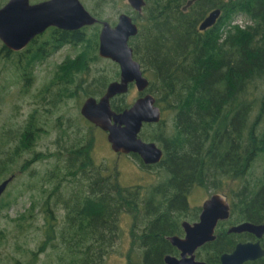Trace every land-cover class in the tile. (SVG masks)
Listing matches in <instances>:
<instances>
[{
	"label": "trees",
	"instance_id": "16d2710c",
	"mask_svg": "<svg viewBox=\"0 0 264 264\" xmlns=\"http://www.w3.org/2000/svg\"><path fill=\"white\" fill-rule=\"evenodd\" d=\"M112 1L100 0L99 16L112 4L118 9L127 5ZM186 3L146 0L143 11L135 12L139 31L130 39L150 79L147 90L162 109L161 120L145 123L140 133L163 148L162 159L149 164L131 152L142 167L155 172V181L123 183L117 163L99 162L95 129L101 128L82 114V127L67 124L65 139L62 133L56 140L62 137L58 148H38L48 134L46 114L69 97L103 94L120 75L116 68L113 76L94 74L91 64L102 58L96 29L75 31L83 48L55 67L36 92V105L2 141L0 174H14L12 182L19 172H30L44 196L40 206L35 202L29 208L38 206L45 213L44 237L38 249H29L30 264H37L49 247L55 253L50 264H107L124 213L131 221L127 264H166L165 255L177 250L169 235L183 232V219L199 217L202 205L191 206L189 200L197 186L228 196L231 215L220 223L264 222V0H195L184 9ZM217 7L216 22L200 29L202 19ZM238 14L250 21L232 23ZM30 56L35 60L46 54L35 50ZM13 66L22 89L29 91L36 65ZM129 93L114 97L113 107L129 106L134 101ZM58 119L56 125L63 128V119L71 118L59 114ZM20 159L17 173L12 168ZM37 161L42 167L34 165ZM5 192L0 214L13 202ZM25 218L22 213L17 220ZM239 235L220 233L199 248L198 257L222 264L221 254L243 239ZM244 264H264V255Z\"/></svg>",
	"mask_w": 264,
	"mask_h": 264
},
{
	"label": "water",
	"instance_id": "95a60500",
	"mask_svg": "<svg viewBox=\"0 0 264 264\" xmlns=\"http://www.w3.org/2000/svg\"><path fill=\"white\" fill-rule=\"evenodd\" d=\"M195 0H188L186 9ZM139 12L143 11L146 0H129ZM221 13V8L212 9L200 22L199 28L213 25ZM94 16L81 0H46L31 4L29 0H9L0 8V39L13 48H21L36 33L50 24L80 28L92 24ZM139 31L138 23L127 12L120 13L117 23L103 20L99 36V54L111 58L120 67V76L111 80L106 91L99 97L87 96L81 106V113L91 122L107 132L111 148L120 153H138L145 163L159 162L163 148L153 140L141 136L143 125L158 122L162 118L161 106L153 92L148 91L150 79L145 74L141 62L135 58L130 38ZM134 84L139 95L127 107L117 110L112 98L129 90ZM14 174L0 181V197L7 189ZM231 204L228 196L221 191L213 192L202 203L197 221L183 220L185 236L169 235L171 242L181 250L182 257L166 254L168 264H210L204 259L195 258V250L216 238L219 220L230 217ZM229 231H250L258 237L264 234V222L241 221L232 225ZM264 255L260 240L239 242L232 251L221 254L222 264H243L246 260Z\"/></svg>",
	"mask_w": 264,
	"mask_h": 264
},
{
	"label": "rangeland",
	"instance_id": "374dc122",
	"mask_svg": "<svg viewBox=\"0 0 264 264\" xmlns=\"http://www.w3.org/2000/svg\"><path fill=\"white\" fill-rule=\"evenodd\" d=\"M119 7L116 4L107 6L104 16L110 18L111 21L117 19ZM249 21L250 19L247 15L238 14L233 18L232 23L243 25ZM78 50L79 47L75 46L73 48L67 47L65 51L75 55L78 53ZM60 59L61 54L52 55L47 59L45 64L37 65L36 77L29 91L22 89L21 76L18 74L16 68L13 65H5V62L0 59V145L2 144V147L4 146L2 141L12 135L10 132L18 128L28 115V112L36 105V92L52 76L57 66L56 63ZM91 65L94 68V74L107 73L108 76H113L114 69H119V65L116 62L104 57L100 60H95ZM137 95L138 90L134 86L131 88L128 97L135 99ZM80 96L68 98L58 108L46 114L48 134H43L38 148H45L48 145L52 149L58 148L62 137L58 140L57 144L56 140L62 133L65 139L66 134L64 129H68L67 124L69 123L73 124V126L82 127L83 119L80 117L81 104L79 100H84L88 95ZM41 110L44 112L42 107ZM59 114H66L68 118H71L69 121L63 119L61 124L63 128L56 125L59 120ZM95 135L96 145L94 154L96 158L99 162L108 163V165L112 166L117 163L116 165L123 183L143 182L147 184L157 179L155 172L142 167L131 153L119 154L112 150L106 131L99 128L95 129ZM19 161V164H14L12 168L17 173L18 165L22 163L21 159ZM37 163L38 161L34 165H37L38 168L42 167L41 162ZM9 174H0V181ZM36 181L37 178L32 177L30 172H19L5 192L6 197L11 198L13 202L8 209L3 210L0 214L1 225L4 227V235L0 234V264H30L29 249H38L42 242L45 213L38 206L42 204L44 196L42 190L39 191L38 187H35V185L38 186V182L36 183ZM39 183L41 182L39 181ZM212 193V189L208 190L207 188L197 186L189 193L191 206L202 205L203 201ZM35 202L38 206L33 211L29 210ZM22 213L26 214V218L20 221L17 220L18 216ZM130 223V216L124 213L121 219V236L108 255L107 264L128 263L127 252L131 246ZM51 248L49 247L47 252L40 253V259L37 264H50L51 260L55 257V253Z\"/></svg>",
	"mask_w": 264,
	"mask_h": 264
},
{
	"label": "flooded vegetation",
	"instance_id": "af4514ba",
	"mask_svg": "<svg viewBox=\"0 0 264 264\" xmlns=\"http://www.w3.org/2000/svg\"><path fill=\"white\" fill-rule=\"evenodd\" d=\"M46 0H29V3L34 4V3H39V2H43ZM82 3L86 6V8L94 15L98 18V20L92 24H85L83 26H81L80 28L74 29V28H70V27H64L58 24H50L48 25L44 30H42L41 32L36 33L33 37H31L28 42L22 46L21 48H13L11 46H9L7 43H5L4 41H1V46H0V55H2L0 57V59H2V61L5 62V65H36L35 69H34V73H35V77H36V69H37V65H42L45 64L47 62V59L49 57H51L52 55H56V54H61V59L59 60L58 63H56V65H61V64H67V60L68 59H72L75 55L74 54H70L68 51H65L67 47H79L78 52L83 48V42H77L74 39V33L75 31L78 30H83L85 27V30H83L85 33L87 32V29L89 30V33L92 30H98V34L100 36V31L102 29L103 26V20H108L110 21V23L112 25H115L117 23L118 17L120 15V13L122 12H127L129 14L132 15L133 19L136 21L135 19V12H139L138 10H136L129 2V0H123L127 5L124 8L118 9V16L117 19H113L112 21L110 20V18H106L105 16H99L98 10L102 11V9L100 8V0H81ZM111 3H113L112 0H110ZM188 1V0H187ZM9 2V0H0V8L3 7L5 4H7ZM191 5V4H190ZM189 5V6H190ZM145 6V5H144ZM127 7V8H126ZM184 7V5H183ZM126 8V9H125ZM144 8V7H143ZM188 8V7H187ZM186 8V9H187ZM141 13V12H140ZM137 22V21H136ZM138 23V22H137ZM139 25V24H138ZM87 28V29H86ZM88 33V32H87ZM131 39V38H130ZM85 43V42H84ZM131 44V43H130ZM39 51V50H43L44 54H46V56L39 57L37 59H32V57L30 56V54L33 51ZM99 51V50H98ZM101 56V55H100ZM103 57V56H101ZM107 58V57H104ZM111 59V58H109ZM112 60V59H111ZM114 61V60H113ZM116 62V61H114ZM117 63V62H116ZM118 64V63H117ZM142 64V63H141ZM119 65V64H118ZM120 69V67H119ZM120 76V75H119ZM116 79V78H115ZM113 80V79H112ZM108 85V84H107ZM135 85L132 83L130 85V88L127 92L125 93H129L131 91V88L134 87ZM136 87V86H135ZM107 88V87H106ZM92 95V94H90ZM102 94L99 95H94V96H101ZM120 95V94H118ZM138 95H139V91H138ZM137 95V96H138ZM89 96V95H88ZM117 96V95H116ZM114 96V97H116ZM136 96V97H137ZM113 97V98H114ZM135 97V98H136ZM70 98V97H69ZM86 98V97H85ZM84 98V99H85ZM112 98V99H113ZM68 99V98H67ZM84 101V100H83ZM83 101L81 102V106L83 104ZM81 111V108H80ZM29 113V112H28ZM82 114V113H81ZM83 115V114H82ZM84 116V115H83ZM85 117V116H84ZM90 121V120H89ZM93 123V122H92ZM96 125V124H95ZM97 126V125H96ZM99 127V126H98ZM113 150V149H112ZM116 152V151H115ZM120 153V152H117ZM202 210V209H201ZM201 212V211H200ZM200 215V214H199ZM231 215V213H230ZM197 219H199V217L197 218V215L195 217V219L193 220H189L191 222L193 221H197ZM228 219V218H227ZM227 219H223V220H219L218 225L216 227V234L217 236L222 233L225 234V232L230 233V232H235L237 234H240L238 237H241L243 239H238V241L235 244L236 245L239 242H247V241H256V240H260L262 246L264 247V244L262 243V239H264V234L262 237H258L256 234H254L253 232L250 231H229V228L237 223L234 224H227V223H220L221 221L227 220ZM185 220V219H183ZM183 222V221H182ZM239 223V222H238ZM183 227V232H181L180 236H185V229L184 226L182 224ZM224 227L225 230H221V228ZM216 236V237H217ZM213 241V240H212ZM210 242V241H208ZM207 243V242H206ZM205 244V243H204ZM203 244V245H204ZM202 246V245H201ZM199 246L196 250H195V258L197 259H202L199 258L197 255V251L199 250V248L201 247ZM177 247V246H176ZM234 247V248H235ZM233 248V249H234ZM232 249V250H233ZM230 250V251H232ZM227 252V251H226ZM173 254L179 258L182 257L181 255V250L177 247L176 253H170ZM262 257V256H261ZM258 257V258H261ZM221 258V256H220ZM249 259L246 261H255L256 259ZM245 261V262H246ZM244 262V263H245ZM222 263V262H221ZM243 263V264H244ZM166 264H168L166 262Z\"/></svg>",
	"mask_w": 264,
	"mask_h": 264
}]
</instances>
